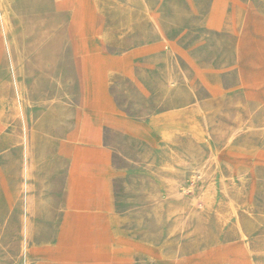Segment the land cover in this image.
Listing matches in <instances>:
<instances>
[{
	"label": "rangeland",
	"instance_id": "rangeland-1",
	"mask_svg": "<svg viewBox=\"0 0 264 264\" xmlns=\"http://www.w3.org/2000/svg\"><path fill=\"white\" fill-rule=\"evenodd\" d=\"M55 2L0 0V264H264V0H85L86 84ZM89 92L138 129L94 114L85 200Z\"/></svg>",
	"mask_w": 264,
	"mask_h": 264
},
{
	"label": "crops",
	"instance_id": "crops-1",
	"mask_svg": "<svg viewBox=\"0 0 264 264\" xmlns=\"http://www.w3.org/2000/svg\"><path fill=\"white\" fill-rule=\"evenodd\" d=\"M84 1L82 0V8L84 7ZM70 2H66L65 0H56L55 5L58 9H66L69 8ZM70 9V8H69ZM75 36V52L81 56L82 64H83V56H89L90 57V52L88 51V46L85 41H82V38L84 36ZM93 60V59H92ZM91 60L93 69L96 67L95 63ZM97 68V67H96ZM83 71H84V64H83ZM94 72V79L93 81H96V72ZM83 81H84V76H83ZM96 104L94 106V109L98 110L101 114H105L108 117H114L117 118V121L119 124L123 125L125 129L128 132H134L136 129H138V126L136 122L123 117L122 114H119L115 111H112L110 109L105 110L102 108L101 105L98 104L97 97H96ZM84 102H85V94H84ZM90 119H94V117H91L90 112L87 111L84 113L82 112L78 126L76 129V136H75V143L78 149V163H77V168H80V172H78V175L83 181V198L85 199L86 196H88V192L90 189H93L92 187H87L85 186V180L90 179L93 181V185H95L96 181H98V177L94 172H92L90 169H86L85 171L82 172L83 168L86 167L85 165L89 164L90 166H94L97 164L98 161L103 162L104 164L106 163V160L104 157L99 154L96 149L100 145V132L99 128L97 127L95 129L94 123L89 122ZM86 200V199H85ZM86 215H92V216H101L100 213H96L93 210H90L86 206L85 210Z\"/></svg>",
	"mask_w": 264,
	"mask_h": 264
},
{
	"label": "bare ground",
	"instance_id": "bare-ground-1",
	"mask_svg": "<svg viewBox=\"0 0 264 264\" xmlns=\"http://www.w3.org/2000/svg\"><path fill=\"white\" fill-rule=\"evenodd\" d=\"M82 0H71L69 4L70 10H72V26H73V33L76 36H85V28L83 23V8H82ZM6 13V12H5ZM2 22L6 26L7 24V18L6 14L2 16ZM83 64H84V82L85 84L89 82L90 78L93 81L94 79V72L88 71L87 67L90 65L92 66L91 59L89 56L84 55L83 56ZM93 68V66H92ZM96 95L95 93H85V102H84V113L89 111L91 117H94V114L98 112V110L94 109V106L96 104ZM90 124L94 123L95 129L97 128V125L95 123V117L94 119L89 120ZM95 185H99V180L96 181ZM97 221H99V217L96 216ZM96 225L92 228V234H91V248L89 250V253L87 255L88 258H91L93 260H96L100 263H103L105 261H108L109 259V252L110 247L106 243V237L100 235L101 230L103 229L104 225L101 227H98Z\"/></svg>",
	"mask_w": 264,
	"mask_h": 264
}]
</instances>
